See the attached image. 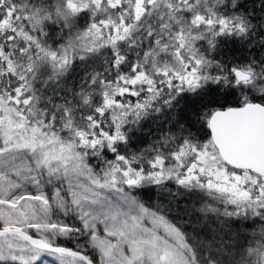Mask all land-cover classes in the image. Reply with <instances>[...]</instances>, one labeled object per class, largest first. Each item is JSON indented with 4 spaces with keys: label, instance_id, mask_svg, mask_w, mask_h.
<instances>
[{
    "label": "snow or ice",
    "instance_id": "6c2138e0",
    "mask_svg": "<svg viewBox=\"0 0 264 264\" xmlns=\"http://www.w3.org/2000/svg\"><path fill=\"white\" fill-rule=\"evenodd\" d=\"M0 264H264V0H0Z\"/></svg>",
    "mask_w": 264,
    "mask_h": 264
}]
</instances>
